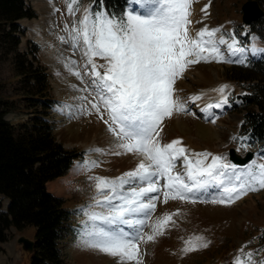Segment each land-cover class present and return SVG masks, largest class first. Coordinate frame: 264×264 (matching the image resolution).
I'll list each match as a JSON object with an SVG mask.
<instances>
[{
    "label": "snow or ice",
    "instance_id": "snow-or-ice-1",
    "mask_svg": "<svg viewBox=\"0 0 264 264\" xmlns=\"http://www.w3.org/2000/svg\"><path fill=\"white\" fill-rule=\"evenodd\" d=\"M125 3V9L116 13L108 10L105 0H99L98 6L85 7L71 27L65 24L67 36L59 40L80 60L68 57L62 62L83 86H72L80 93L76 104L61 105L58 110L69 118L96 115L105 124L113 137L110 148L90 152L139 158L133 170L119 177H88L94 182L95 195L82 210L86 220L77 230L78 245L117 258V264H144L146 250L141 245L163 236L175 223L173 216L179 215V210L165 212L153 221L161 197L164 204L169 200L196 203L215 189L213 198L200 202L231 205L249 192L264 189V163L253 159L240 166L223 155L194 152L181 139L168 143L160 139L166 118L188 112V102L202 98L201 94L182 100L177 95L176 82L190 66L213 61L247 66L249 53L264 54V48L255 44L246 48L235 33L224 34L221 28L205 26L193 34L189 26L194 0ZM78 4L79 0H68V15L75 17L80 12ZM207 8L201 9L205 16ZM229 87L213 89L222 100L202 111L227 104ZM100 166V161L85 160L77 172ZM210 243L203 236H192L181 251H198ZM246 247H241L232 264H264L259 252H245Z\"/></svg>",
    "mask_w": 264,
    "mask_h": 264
},
{
    "label": "rangeland",
    "instance_id": "rangeland-1",
    "mask_svg": "<svg viewBox=\"0 0 264 264\" xmlns=\"http://www.w3.org/2000/svg\"><path fill=\"white\" fill-rule=\"evenodd\" d=\"M249 1L251 0H194L190 17L193 23L189 28L193 34L205 26L221 28L222 33H235L236 39L244 42L246 31L240 26L242 6ZM261 1L264 12V0ZM67 2L68 0H25V5L31 8L36 17L16 22L18 30L13 35L20 40L17 52L24 54L28 61L33 57L35 46L38 47L36 57L48 74L49 91L47 92L53 103L52 108L47 111L41 104H34L31 108L24 78L18 76L14 53L6 51V47L1 43L3 42L1 37L0 102L5 104L6 110L8 109L5 120L16 129L31 126V119L38 116L53 127V134L58 143H61L67 151L79 156L68 174L70 177L68 180L63 182L60 178L46 185L47 192L64 200L66 209L71 213L70 219L64 223L61 230L62 240L59 246L65 264H117V258L79 246L77 238H73L72 233L75 234L76 228L79 227L77 216L83 215L82 210L92 202V197L95 195L94 182L88 177H119L133 170L139 158L134 154L116 156L90 152L89 150L94 148H110L113 137L108 133L105 124L96 115L69 118L58 110L61 105L76 104L78 102L76 97L80 93L72 86H83L67 71L62 62L68 57L79 61L80 56L73 55L69 45L61 42L59 36H67L64 31L66 23L71 27L72 21L80 18L85 7H93L92 0H79L77 6L80 7V12L72 17L67 13ZM206 5H208L207 16L201 11ZM262 19L260 18L258 22ZM36 22L40 24L42 31L33 29L32 24ZM5 30L6 32L11 30L9 24L5 26ZM254 31L255 33L249 36L247 46L252 44L249 47L251 48L255 44L256 47L264 48L263 25L255 27ZM225 38L228 39V36L225 35ZM7 48L10 49L11 46ZM250 56L257 58L255 60L264 58V54L261 53L255 55L249 53L248 59ZM98 62L103 63L102 60ZM237 65L241 64L201 62L185 71L183 77L176 82L177 95L182 100H187L193 95L202 94L203 97L207 94L209 100L188 102V112L174 113L170 119L166 118L162 124L163 131L160 133L162 143L181 139L183 145L194 152H211L214 155L226 156L227 159L228 150L234 147L241 155L249 151L255 152V160L264 163L263 152H260L254 144L244 143L240 135L241 121L246 110H240L237 97L246 88L249 90V87L248 84L243 87V84L229 79L231 71ZM224 84L230 86L226 90L228 103L222 108H208L202 111L211 103L210 100L217 102L222 100L221 94L213 89ZM213 118L215 122H211ZM232 133L235 136H232ZM237 136L241 139H237ZM242 144H246L247 147H242ZM85 160L100 161L101 166L91 171L77 172V166ZM59 182L64 187L63 192L52 188L53 184ZM161 183L163 184L164 181L162 180ZM216 194L217 190L209 189L208 194L201 196L200 200L208 201ZM200 200L196 203L169 200L164 204L161 197V201L156 202L153 221L165 212L175 213L179 210V215L173 216L175 223L169 226L163 236L158 237L155 242L141 245V248L146 250L144 264H232L234 258L240 255L241 247L245 245H247L245 252H259L258 258L264 259V244L260 239L264 230V189L249 192L231 205L212 204ZM0 202V213H5L8 201L0 195ZM83 219L85 221L86 216L83 215ZM6 235V242L0 243V264H28L30 258L28 260V256L22 251L18 239L26 237L34 240L35 228L29 226L19 231L12 227ZM197 235L211 241L209 247L183 253L181 249L185 246L184 241Z\"/></svg>",
    "mask_w": 264,
    "mask_h": 264
},
{
    "label": "trees",
    "instance_id": "trees-1",
    "mask_svg": "<svg viewBox=\"0 0 264 264\" xmlns=\"http://www.w3.org/2000/svg\"><path fill=\"white\" fill-rule=\"evenodd\" d=\"M98 4L99 0H95L94 7ZM105 5L116 13L126 7L125 0H105ZM35 17L25 0H0L1 43L8 53H14L18 76L24 78L31 108L41 104L49 111L52 100L47 92L48 74L36 57L38 47L35 46L33 57L28 61L24 54L17 52L20 40L13 36L18 30L17 21ZM8 24L11 30L6 32ZM259 25L264 27V18L253 29ZM229 78L248 84L243 129L264 148V61L253 63L250 68L236 67ZM7 111L0 102V195L9 201L7 212L0 213V242L6 241L11 227L22 231L31 226L35 228V245L29 264H63L57 241L68 212L64 200L48 193L46 185L66 175L79 156L57 142L53 127L46 120L34 116L31 126L16 129L5 120ZM260 239L264 244V231Z\"/></svg>",
    "mask_w": 264,
    "mask_h": 264
},
{
    "label": "water",
    "instance_id": "water-1",
    "mask_svg": "<svg viewBox=\"0 0 264 264\" xmlns=\"http://www.w3.org/2000/svg\"><path fill=\"white\" fill-rule=\"evenodd\" d=\"M243 21L246 25H251L254 22L258 21L260 18L264 16L263 10L260 8L257 1L252 0L247 2L243 6ZM231 159L237 165H245L253 159V154H247L246 158L242 159L241 157L235 154V151H231ZM19 243L23 245V250L31 253L33 251L34 242L26 239L20 238Z\"/></svg>",
    "mask_w": 264,
    "mask_h": 264
},
{
    "label": "bare ground",
    "instance_id": "bare-ground-1",
    "mask_svg": "<svg viewBox=\"0 0 264 264\" xmlns=\"http://www.w3.org/2000/svg\"><path fill=\"white\" fill-rule=\"evenodd\" d=\"M38 9H40V8H38ZM41 10V9H40ZM32 26H33V29H35V30H38V31H42L43 29H42V27L40 26V24L38 23V22H36V23H33L32 24ZM46 41V40H45ZM44 41V42H45ZM50 42V41H49ZM51 48V47H50ZM214 116V115H213ZM66 177V176H65ZM62 178H64V177H62ZM53 186H57V187H55V188H57L60 192H63V185L62 184H54ZM53 188V187H52Z\"/></svg>",
    "mask_w": 264,
    "mask_h": 264
},
{
    "label": "crops",
    "instance_id": "crops-1",
    "mask_svg": "<svg viewBox=\"0 0 264 264\" xmlns=\"http://www.w3.org/2000/svg\"><path fill=\"white\" fill-rule=\"evenodd\" d=\"M69 178H70L69 175L66 176V177H64V178H62L63 179V182L66 181V180H68ZM55 184L57 185V184H62V183L59 182V183H55ZM53 185H52V187L55 188L56 186H53ZM55 189H57V188H55Z\"/></svg>",
    "mask_w": 264,
    "mask_h": 264
}]
</instances>
